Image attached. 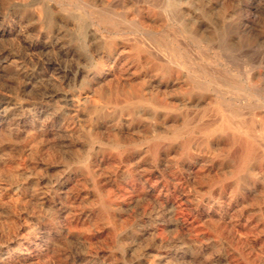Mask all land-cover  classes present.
Wrapping results in <instances>:
<instances>
[{
	"label": "rangeland",
	"instance_id": "374dc122",
	"mask_svg": "<svg viewBox=\"0 0 264 264\" xmlns=\"http://www.w3.org/2000/svg\"><path fill=\"white\" fill-rule=\"evenodd\" d=\"M176 2L0 0V264H264V132L244 122L264 110L251 98L264 100V0ZM205 72L232 86L189 100L187 80ZM243 144L256 153L238 172Z\"/></svg>",
	"mask_w": 264,
	"mask_h": 264
},
{
	"label": "bare ground",
	"instance_id": "6f19581e",
	"mask_svg": "<svg viewBox=\"0 0 264 264\" xmlns=\"http://www.w3.org/2000/svg\"><path fill=\"white\" fill-rule=\"evenodd\" d=\"M195 1V0H194ZM230 1H232V0H230ZM155 2V1H154ZM187 3V2H186ZM256 5V4H255ZM164 6L166 7V8H168V9H170L171 11H175L176 10V8H177V2H176V0H164ZM189 7H190V5H189ZM151 9V8H150ZM249 9V8H248ZM136 10V9H135ZM152 12V11H151ZM254 12V11H253ZM257 12V11H256ZM46 14V13H45ZM44 15V14H43ZM76 15V14H75ZM93 16V15H92ZM173 16V15H172ZM154 17H157V16H154ZM76 18H77V20H79L78 19V17H77V15H76ZM166 18V17H165ZM73 19V18H72ZM149 19V18H148ZM159 19V18H158ZM74 20V19H73ZM86 20V19H85ZM97 20H98V23L101 25V26H106L107 27V29H109V31H116L117 30V22L114 20V18L113 17H110V16H108V15H104V14H102V15H99L98 16V18H97ZM123 20V19H122ZM160 20V19H159ZM44 22V21H43ZM78 22V21H77ZM92 22V21H91ZM135 22V21H134ZM134 22H133V24H134ZM148 22V21H147ZM158 22H160V21H158ZM174 22V21H173ZM74 23H75V21H74ZM80 23V22H79ZM97 23V24H98ZM95 24V23H94ZM123 24H125V23H123ZM146 24V23H145ZM160 24V23H159ZM78 25V24H77ZM122 25V24H121ZM139 25V24H138ZM94 26V25H93ZM127 26V25H126ZM140 26L141 27H145V25L143 24V23H140ZM147 27H148V25H147ZM80 28V27H79ZM89 28V27H88ZM93 28V27H92ZM168 28H170V27H168ZM173 28V26L171 27V29ZM254 28V27H253ZM252 28V29H253ZM82 29V28H81ZM97 29H99V28H97ZM120 29V28H119ZM123 29V28H122ZM131 29H132V27H131ZM138 29H139V26H138ZM141 29V28H140ZM165 29V28H164ZM177 29H178V27H177ZM88 30V29H87ZM100 30V29H99ZM98 30V31H99ZM142 30V29H141ZM163 30V29H162ZM175 30V29H174ZM173 30V31H174ZM107 31V30H106ZM135 31V30H134ZM159 31V30H158ZM176 31H178V30H176ZM175 31V32H176ZM93 32H94V30H93ZM105 32V31H104ZM130 32H132V34L133 33H135V32H133V31H130ZM160 32V31H159ZM158 32V33H159ZM102 33V32H101ZM108 33V32H107ZM115 34H116V32H114ZM137 33V32H136ZM141 33V32H140ZM144 33V32H143ZM151 33V32H150ZM157 33V34H158ZM41 34V33H40ZM81 34V33H80ZM114 34V35H115ZM128 34V33H127ZM155 34V33H154ZM165 34V33H164ZM164 34H162V35H164ZM181 34V33H180ZM241 34V33H240ZM42 35V34H41ZM108 35V34H107ZM106 35V36H107ZM152 35V34H151ZM99 36V35H98ZM109 36V35H108ZM107 36V37H108ZM147 36V35H146ZM159 36V35H158ZM166 36V35H165ZM243 36V35H242ZM40 37V36H39ZM42 37H44V36H42ZM111 37V36H110ZM117 37V36H116ZM148 37H149V35H148ZM157 37V36H156ZM167 37V36H166ZM166 37H165V39H166ZM46 38V37H45ZM85 38V37H84ZM182 38V37H181ZM47 39H48V37H47ZM123 39V38H122ZM128 39V38H127ZM150 39H151V37H150ZM154 39V38H153ZM87 40V39H86ZM114 40H116L115 38H114ZM131 40V39H130ZM155 40V39H154ZM167 40V39H166ZM185 40V39H184ZM46 41V40H45ZM44 41V42H45ZM81 41V40H80ZM91 41V40H90ZM105 41V40H104ZM103 41V42H104ZM125 41V40H124ZM138 41V40H137ZM137 41H136V43H137ZM168 41V40H167ZM192 41L194 42V43H196L197 42V39L195 38V37H193L192 36ZM142 42V41H141ZM160 42V41H159ZM165 42V41H164ZM169 42V41H168ZM167 42V43H168ZM43 43V42H42ZM117 43V42H116ZM158 43V42H157ZM171 43V42H170ZM173 43V42H172ZM186 43V42H185ZM189 43V42H188ZM45 44V43H44ZM104 44V43H103ZM121 44V43H120ZM138 44V43H137ZM43 45V44H42ZM60 45V44H59ZM143 45V44H142ZM186 45V44H185ZM151 46V45H150ZM169 46H171V45H169ZM168 46V47H169ZM204 46V45H203ZM212 46V45H211ZM44 47V46H43ZM159 47V46H158ZM175 47V46H174ZM196 47V46H195ZM54 48V47H53ZM53 48H51V50L53 49ZM144 48V47H143ZM148 48V47H147ZM163 48V47H162ZM170 48V47H169ZM192 48V47H191ZM207 48V47H206ZM205 48V49H206ZM213 48H215V47H213ZM64 49V48H63ZM62 49V50H63ZM124 49V48H123ZM170 49H172V48H170ZM177 49V48H176ZM184 49V48H183ZM200 49V48H199ZM210 49H212L211 47H210ZM48 50V49H47ZM61 50V49H60ZM162 50H164V49H162ZM181 50V49H180ZM195 49H193V51H194ZM58 51V50H57ZM65 51V50H64ZM141 51H143V50H141ZM149 51V50H148ZM159 50L157 49V52H158ZM196 51H198V50H196ZM200 51V50H199ZM208 51H209V49H208ZM119 52V51H118ZM150 52V51H149ZM153 52H154V50H153ZM152 52V54H157V53H153ZM161 52V51H160ZM164 52V51H163ZM178 52V51H177ZM180 52V51H179ZM186 52V51H185ZM205 52V51H204ZM212 52V51H211ZM210 52V53H211ZM59 53H61V52H59ZM112 53H113V50H112ZM148 53V52H147ZM151 53V52H150ZM159 53V52H158ZM165 54H166V52H164ZM200 53V52H199ZM214 53V52H213ZM247 53V52H246ZM103 54V53H102ZM139 54V53H138ZM142 54V53H141ZM171 54V53H170ZM179 54V53H178ZM185 54V53H184ZM195 54V53H194ZM64 55V54H63ZM118 55H119V53H118ZM118 55H116V56H118ZM159 55H160V53H159ZM175 55V54H174ZM180 55V54H179ZM182 55V54H181ZM187 55H188V53H187ZM199 55V54H198ZM206 55V54H205ZM204 54H203V56H205ZM210 55V54H209ZM214 55V54H213ZM70 56V55H69ZM110 56V55H109ZM153 56V55H152ZM161 56V55H160ZM166 56H168V55H166ZM190 56V55H189ZM188 56V57H189ZM192 56V55H191ZM202 56V57H203ZM64 57V56H63ZM71 57H74V56H71ZM141 57V56H140ZM164 57V56H163ZM211 57V56H210ZM216 57V56H215ZM221 57V56H220ZM158 58V57H157ZM160 58V57H159ZM218 58V57H217ZM66 59V58H65ZM68 59V58H67ZM70 59V58H69ZM68 59V60H69ZM164 59V58H163ZM166 59V58H165ZM164 59V60H165ZM172 59V58H171ZM190 59V58H189ZM206 59V58H205ZM211 59V58H210ZM215 59V58H214ZM157 60V59H156ZM163 60V61H164ZM192 60H194V59H192ZM201 60V59H200ZM213 60V59H212ZM65 61V60H64ZM145 61V60H144ZM168 61V60H167ZM177 61V60H176ZM183 61V60H182ZM162 62V61H161ZM190 62V61H189ZM171 63H173V62H171ZM170 63V64H171ZM203 63V62H202ZM223 63V62H222ZM229 63V62H228ZM232 63V62H231ZM235 63V62H234ZM117 64V63H116ZM150 64V63H149ZM148 64V65H149ZM178 64V63H177ZM185 64V63H184ZM191 64V63H190ZM196 64V63H195ZM198 64H200L199 62H198ZM197 64V65H198ZM205 64V63H204ZM208 64V63H207ZM233 64V63H232ZM146 65V64H145ZM167 65H169V63L167 64ZM174 65V64H173ZM188 65V64H187ZM186 65V66H187ZM230 65V64H229ZM236 65V64H235ZM189 66V65H188ZM233 66V65H232ZM164 67V66H163ZM175 67V66H174ZM190 67V66H189ZM192 67H194V66H192ZM192 67H190V71H191V73L193 72H195V69H193ZM240 67V66H239ZM242 67V66H241ZM147 68V67H146ZM139 69V68H138ZM161 69H162V67H161ZM186 69V68H185ZM163 70H165V69H163ZM203 70H205V69H203ZM228 70H230V69H228ZM232 70V69H231ZM236 69H234V71H235ZM174 71H175V69H174ZM227 71V70H226ZM242 71V70H241ZM131 72V71H130ZM162 72V71H161ZM169 72H170V70H169ZM209 72V71H208ZM225 72V71H224ZM79 73V72H78ZM110 73V72H109ZM112 73V72H111ZM166 73L167 72H165L164 73V75H166ZM175 73H177L176 71H175ZM188 73H189V71H188ZM206 73V72H205ZM203 73L204 74V82H202L201 84H198V83H196L193 79H189V80H187V86H188V89L185 91V94L187 95V97L189 98V100H193V99H196L197 98V96L195 95L196 94V92L197 91H199V92H202L200 95H199V97L197 98V99H200V100H202V102H203V100H205L204 99V93L203 92H205V91H207V89H209L210 87H213L214 85H220V87H221V85L223 86V87H225L226 89H228V88H230L231 86H232V84H230V82H227V80H222V78L221 77H218V76H215V75H213V72H211L212 74H208V73ZM210 73V72H209ZM247 73V72H246ZM81 74H82V72H81ZM174 74V73H173ZM173 74H172V76H173ZM187 74V73H186ZM202 74V75H203ZM228 74V73H227ZM80 75V74H79ZM85 75V74H84ZM83 75V76H84ZM101 75H104V74H101ZM247 75H249V74H247ZM89 76H90V74H89ZM187 76V75H186ZM222 76H224V75H222ZM230 76V75H229ZM36 77V76H35ZM41 77V76H40ZM82 77V76H81ZM114 77V76H113ZM225 77V76H224ZM223 77V78H224ZM240 77H242V76H240ZM122 78V77H121ZM193 78V77H192ZM201 78V77H200ZM235 78V77H234ZM233 78V79H234ZM44 79V78H43ZM145 79V78H144ZM199 79V78H198ZM82 80V79H81ZM92 80V79H91ZM197 80V79H196ZM200 80V79H199ZM229 80V79H228ZM235 80V79H234ZM237 80V79H236ZM34 81H36V80H34ZM126 81V80H125ZM233 81V80H232ZM28 82V81H27ZM40 82H41V80H40ZM236 82V81H235ZM85 83V82H84ZM135 83V82H134ZM185 83V82H184ZM37 84V83H36ZM123 84V83H122ZM156 84V83H155ZM154 84V85H155ZM180 84V83H179ZM82 85V84H81ZM100 85H102V83L100 84ZM127 85V84H126ZM135 86V85H134ZM153 86V85H152ZM252 86V85H251ZM162 87V86H161ZM237 86H235V87H232V88H236ZM250 87V86H249ZM49 88V87H48ZM96 88V87H95ZM167 88V87H166ZM237 88H241V87H237ZM177 89V88H176ZM175 89V90H176ZM45 90V89H44ZM166 90V89H165ZM248 90V89H247ZM41 91V90H40ZM46 91V90H45ZM51 91H53V90H51ZM50 91V92H51ZM144 91V90H143ZM162 91V90H161ZM167 91H168V89H167ZM170 91V90H169ZM210 91V90H209ZM35 92V91H34ZM42 92V91H41ZM151 92V91H150ZM183 92V91H182ZM220 92V91H219ZM231 92V91H230ZM55 93V92H54ZM86 93V92H85ZM173 93V92H172ZM209 93V92H208ZM238 93V92H237ZM169 94V93H168ZM216 94V93H215ZM37 95H38V93H37ZM39 95H41V94H39ZM38 95V96H39ZM46 95V94H45ZM67 95V94H66ZM85 95V94H84ZM185 95V96H186ZM220 95H222V94H220ZM236 95V94H235ZM246 95V94H245ZM257 96V97H259V98H261L262 100H261V102H262V104L264 105V100H263V98H262V96L259 94V93H256V92H254L253 94H251V98L253 97V96ZM44 96V95H43ZM48 96V95H47ZM70 96V95H69ZM44 97H46V96H44ZM52 97V96H51ZM54 97V96H53ZM55 97H56V95H55ZM82 97H84L83 95H82ZM141 97H142V95H141ZM179 97V96H178ZM187 97H185V99L187 98ZM209 97V96H208ZM210 97H213V96H210ZM220 97V96H219ZM242 98H243V96H241ZM250 97V96H249ZM57 98V97H56ZM180 98V97H179ZM187 98V99H188ZM207 98V97H206ZM232 98V97H231ZM230 98V99H231ZM247 98V97H246ZM45 99V98H44ZM55 99V98H54ZM62 99V98H61ZM64 99V98H63ZM118 99V98H117ZM116 99V100H117ZM120 99V98H119ZM125 99V98H124ZM174 99V98H173ZM176 99V98H175ZM213 99H215V98H213ZM212 99V100H213ZM253 99V98H252ZM256 99V98H255ZM258 99V98H257ZM59 100V99H58ZM83 100V99H82ZM122 100V99H121ZM154 100V99H153ZM222 100V99H221ZM221 100H220V103H221ZM68 101V100H67ZM80 101V100H79ZM109 101V100H108ZM130 101V100H129ZM142 101H143V99L142 98H138V101L137 102H135V103H137V104H141L142 103ZM170 101V100H169ZM175 101V100H174ZM176 101H178V100H176ZM184 101H186V100H184ZM206 101V100H205ZM209 101V100H208ZM258 101V100H257ZM69 102V101H68ZM68 102H67V104H68ZM112 102H114V101H112ZM171 102V101H170ZM182 102V101H181ZM181 102H180V104H181ZM214 102V101H213ZM108 103V102H107ZM117 103V102H116ZM122 103H124V101L122 102ZM121 103V104H122ZM172 103H174V102H172ZM189 103V102H188ZM199 103V102H198ZM207 102H205V104H206ZM250 103V102H249ZM63 105H64V103H62ZM81 104V103H80ZM103 104V103H102ZM110 104H112V103H110ZM115 104V103H114ZM175 104H177V103H175ZM185 104H187V103H185ZM211 104H212V102H211ZM261 104V103H260ZM113 105V104H112ZM132 105V104H131ZM134 105H136V104H134ZM167 104H166V102L165 101H162V106L163 107H165ZM184 105V104H183ZM191 105V104H190ZM198 105H200V104H198ZM203 105H204V103H203ZM209 105V104H208ZM217 105V104H216ZM74 106V105H73ZM83 106V105H82ZM81 106V107H82ZM101 106V105H100ZM119 106V105H118ZM187 106V105H186ZM214 106V105H213ZM227 106V105H226ZM242 106H246V103H242L241 104V107ZM10 107V106H9ZM46 107H48V106H46ZM78 107V106H77ZM77 107H75V108H77ZM123 107V106H122ZM121 107V108H122ZM127 107V106H126ZM189 107V106H188ZM198 107V106H197ZM206 107V106H205ZM251 107V106H250ZM264 107V106H263ZM64 108V107H63ZM74 108V107H73ZM83 108H84V106H83ZM142 108V107H141ZM186 108V107H185ZM204 108V107H203ZM247 108V107H246ZM70 109V108H69ZM85 109V108H84ZM98 110H99V108H97ZM109 109V108H108ZM111 109V108H110ZM114 109V108H113ZM112 109V110H113ZM177 109V108H176ZM190 109V108H189ZM232 109V108H231ZM243 109V108H242ZM44 110V109H43ZM71 110V109H70ZM77 110V109H76ZM81 110V109H80ZM89 110V109H88ZM91 110V109H90ZM95 110V109H94ZM94 110H93V112H94ZM127 110V112L129 113L128 115L130 116V115H132V117L133 116H137V117H139L141 114H140V112H139V110H138V107L137 106H132V107H129V108H127L126 109ZM144 110V109H143ZM185 110V109H184ZM187 110V109H186ZM185 110V111H186ZM215 110V109H214ZM241 110V109H240ZM247 110V109H246ZM75 111V110H74ZM79 111V110H78ZM125 111V110H124ZM142 111V110H141ZM229 111V110H228ZM68 112V111H67ZM97 112V111H96ZM101 111H99V113H100ZM116 112V111H115ZM143 112V111H142ZM208 112H210V110L208 111ZM216 112V111H215ZM218 112V111H217ZM236 112V111H235ZM8 113V112H7ZM83 113V112H82ZM85 113V112H84ZM95 113V112H94ZM118 113V112H117ZM186 113V112H185ZM202 113V112H201ZM213 113V112H212ZM60 114V113H59ZM77 114V113H76ZM75 114V115H76ZM113 114H115V113H113ZM170 114V113H169ZM182 114V113H181ZM190 114V113H189ZM239 114V113H238ZM244 114V113H243ZM243 114H240L241 116L243 115ZM81 115V114H80ZM80 115H78V116H80ZM83 115V114H82ZM97 115V114H96ZM111 115V114H110ZM116 115V114H115ZM151 115V114H150ZM160 115V114H159ZM171 115V114H170ZM177 115V114H176ZM192 116H193V114H191ZM199 115V114H198ZM204 115V114H203ZM210 115H211V113H210ZM213 115L214 114H212V117H213ZM247 115H248V119L247 118H244V122H246V124H248L249 126H250V128H249V132H250V134H252V135H255L254 136V139H257L258 137H262V136H260V133H262V132H264V110H262V111H260V109H259V111H251V112H248L247 113ZM85 116H88V115H85ZM168 116V115H167ZM183 116V115H182ZM189 116V115H188ZM191 116V117H192ZM217 116V115H216ZM216 116H215V118H216ZM225 116H227V115H225ZM14 117V116H13ZM40 117V116H39ZM73 117V116H72ZM75 117V116H74ZM190 117V116H189ZM205 117H209L208 115L207 116H205ZM204 117V118H205ZM219 117V116H218ZM217 117V118H218ZM232 117H234V116H232ZM4 118V117H3ZM87 118V117H86ZM141 118V117H140ZM149 118H151V117H149ZM160 118V117H159ZM167 118V117H166ZM165 118V119H166ZM214 118V117H213ZM228 119H229V117H227ZM58 119V118H57ZM59 119H60V117H59ZM71 119V118H70ZM82 119V118H81ZM90 119V118H89ZM96 118H94L93 120H95ZM113 119V118H112ZM176 119V118H175ZM180 119V118H179ZM197 119V118H196ZM211 120H213L212 118H210ZM209 119V120H210ZM224 119V118H223ZM62 120V119H61ZM67 120H68V118H67ZM84 120V119H83ZM99 120V119H98ZM111 120V119H110ZM149 120V119H148ZM157 120V119H156ZM181 120V119H180ZM209 120H207L208 122H210ZM215 120V119H214ZM237 120H239V119H237ZM85 121V120H84ZM87 121V120H86ZM92 121V120H91ZM112 121V120H111ZM123 121V120H122ZM136 120H134V122H135ZM162 121V123L164 124V121L163 120H161ZM169 121V120H168ZM219 121H220V118H219ZM227 121V120H226ZM240 121V120H239ZM42 122V121H41ZM77 122V124H78V121H76ZM83 122V121H82ZM99 122V121H98ZM127 122V121H126ZM195 121H193V123H194ZM202 122H204V121H202ZM217 122V121H216ZM229 122V121H228ZM89 123V122H88ZM210 123H212V124H216L215 123V121H214V123L213 122H210ZM233 123H236L235 121L233 122ZM76 124V123H75ZM91 124V123H90ZM97 124H99V123H97ZM125 124V123H124ZM132 124V123H131ZM158 124V123H157ZM173 124V123H172ZM179 124V123H178ZM205 124H207V123H205ZM227 124V123H226ZM5 125V124H4ZM3 125V126H4ZM119 125V124H118ZM154 125V124H153ZM168 125V124H167ZM171 125V124H170ZM175 125V124H174ZM181 125V124H180ZM208 125V124H207ZM43 126V125H42ZM85 126V125H84ZM83 126V127H84ZM90 126V125H89ZM92 126H93V123H92ZM91 126V127H92ZM100 126V125H99ZM120 126V125H119ZM129 126H130V124H129ZM129 126H127V127H129ZM134 126V125H133ZM172 126V125H171ZM191 126V125H190ZM205 127H206V125H204ZM211 126H213V125H211ZM244 126H246V125H244ZM243 126V127H244ZM201 126H199L198 128H200ZM207 127H209V126H207ZM222 127H223V125H222ZM225 127V126H224ZM67 128V127H66ZM86 128H88V127H86ZM120 128V127H119ZM132 128V127H131ZM134 128V127H133ZM132 128V129H133ZM194 128V127H193ZM203 128V127H202ZM213 128V127H212ZM226 128H227V125H226ZM225 128V129H226ZM228 128H230V127H228ZM242 128V127H241ZM145 129H147V128H145ZM151 129V128H150ZM154 129V128H153ZM161 129H162V127H161ZM177 129V128H176ZM186 129V128H185ZM191 129H192V127H191ZM237 129V128H236ZM244 129V128H243ZM247 129V128H246ZM93 130V129H92ZM128 130V129H127ZM126 130V131H127ZM130 130V129H129ZM152 130V129H151ZM159 130V129H158ZM208 130V129H207ZM206 130V131H207ZM226 130H230V129H226ZM233 130V129H232ZM231 130V131H232ZM97 131V130H96ZM102 131H103V128H102ZM136 131V130H135ZM150 131V130H149ZM155 131V130H154ZM204 131V130H203ZM202 131V132H203ZM234 131V130H233ZM31 132H34V129H33V131H31ZM74 132V131H73ZM72 132V133H73ZM134 132V131H133ZM139 132V131H138ZM151 132V131H150ZM172 132V131H171ZM200 132V131H199ZM201 132V133H202ZM228 132V131H227ZM235 132V131H234ZM243 132V131H242ZM39 133V132H38ZM222 133V132H221ZM28 134V133H27ZM31 134H33V133H31ZM30 134V135H31ZM151 134H153V133H151ZM156 134V133H155ZM154 134V135H155ZM170 134V133H169ZM197 134V133H196ZM195 134V135H196ZM207 134V133H206ZM29 135V134H28ZM41 135H42V133H41ZM123 135H125V134H123ZM143 135H145L144 133H143ZM147 135V134H146ZM180 132L179 131H174L173 133H172V135H171V137H169L170 139H173V140H175V139H178L179 137H180ZM189 135V134H188ZM200 135V134H199ZM224 135V134H223ZM237 135V134H236ZM27 136V135H26ZM102 136V135H101ZM185 136V135H184ZM194 136V135H193ZM205 136V135H204ZM212 136V135H211ZM221 136V135H220ZM232 136H233V134H232ZM231 136V137H232ZM28 137H31V136H28ZM28 137H27V139H28ZM39 137V136H38ZM104 137V136H103ZM109 137V136H108ZM126 137H128V136H126ZM153 137V136H152ZM151 137V138H152ZM219 137V136H218ZM217 137V138H218ZM222 137V136H221ZM230 137V138H231ZM241 137V136H240ZM193 138V137H192ZM194 138H195V136H194ZM197 138V137H196ZM198 138H200V137H198ZM209 138H210V136H209ZM42 139V138H41ZM227 139V138H226ZM229 139V138H228ZM233 139V138H232ZM236 139V138H235ZM240 139V138H239ZM26 140V139H25ZM144 140V139H143ZM148 140V139H147ZM164 140V139H163ZM193 140V139H192ZM197 140V139H196ZM216 140V139H215ZM231 140V139H230ZM237 140H238V138H237ZM258 140V139H257ZM257 140H255V141H257ZM31 141H33V140H30V142ZM41 141V140H40ZM129 141H131V140H129ZM171 141V140H170ZM191 141V140H190ZM228 141V140H227ZM240 141V140H239ZM251 141V140H250ZM143 142V141H142ZM152 142V141H151ZM150 142V143H151ZM168 142V141H167ZM184 142V141H183ZM192 142V141H191ZM210 142V141H209ZM257 142H260V141H257ZM91 143V142H90ZM103 143H105V142H103ZM124 143V142H123ZM126 143H128V142H126ZM131 143V142H130ZM146 143V142H145ZM199 143V142H198ZM208 143V142H207ZM230 143V142H229ZM29 144V143H28ZM110 144V143H109ZM165 144V143H164ZM213 144H214V142H213ZM212 144V145H213ZM221 144H223V143H221ZM220 144V145H221ZM230 144H234V142L233 143H230ZM32 145V144H31ZM33 145H34V142H33ZM113 145V144H112ZM116 145V144H115ZM121 145V144H120ZM128 145V144H127ZM133 145V144H132ZM170 145H172V144H170ZM194 145H197V144H194ZM207 145V144H206ZM109 146V145H108ZM119 146V145H118ZM138 146V145H137ZM190 146H192V144L190 143ZM216 146V145H215ZM219 146V145H218ZM223 146V145H222ZM232 146V145H231ZM230 146V147H231ZM237 146V145H236ZM21 147V146H20ZM86 147H88V146H86ZM85 147V148H86ZM97 147V146H96ZM112 147V146H111ZM114 147V146H113ZM120 147H122V146H120ZM124 147V146H123ZM186 147V144L184 145V148ZM196 147V146H195ZM197 147H199L198 145H197ZM203 147H205V146H203ZM203 147H202V149H203ZM258 147V146H257ZM262 147V146H261ZM264 147V146H263ZM84 148V149H85ZM128 148V147H127ZM169 148V147H168ZM171 148V147H170ZM190 148V147H189ZM191 148H193V147H191ZM209 148V147H208ZM233 148V147H232ZM260 148V147H259ZM83 149V148H82ZM83 149V150H84ZM88 149V148H87ZM93 149V148H92ZM91 149V150H92ZM103 149H105V148H103ZM112 149V148H111ZM131 149V148H130ZM166 149V148H165ZM200 149V148H199ZM230 149V148H229ZM228 149V150H229ZM236 149V148H235ZM96 150V149H95ZM134 150V149H133ZM140 150V149H139ZM157 150H158V143H154L153 144V146H152V151L153 152H157ZM175 150V149H174ZM228 150H227V152H228ZM260 150V149H259ZM103 150H101V152H102ZM105 151V150H104ZM124 151V150H123ZM165 151V150H164ZM177 151V150H176ZM192 151V150H191ZM199 151V150H198ZM29 152V151H28ZM91 152V151H90ZM89 152V153H90ZM96 152V151H95ZM108 152V151H107ZM111 152V151H110ZM109 152V153H110ZM120 152V151H119ZM127 152V151H126ZM125 152V153H126ZM128 152H130V151H128ZM133 152V151H132ZM141 152V151H140ZM161 152V151H160ZM188 152V151H187ZM194 152V151H193ZM192 152V153H193ZM201 152H203V151H201ZM223 152V151H222ZM226 152V153H227ZM259 152V151H258ZM88 153V154H89ZM149 153V152H148ZM197 153V152H196ZM224 153V152H223ZM236 153V152H235ZM238 153V152H237ZM254 153H256L255 152V149H254V147H253V145H251V144H243V149H242V152L239 154V164H238V166H237V171L238 172H240V171H244L245 169H248L247 168V166H248V164L251 162V160L253 159V157H254ZM86 154V153H85ZM98 154V153H97ZM129 154V153H128ZM137 154V153H136ZM139 154V153H138ZM188 154V153H187ZM198 154V153H197ZM259 153H257V155H258ZM261 154V153H260ZM116 155V154H115ZM114 155V156H115ZM159 155V154H158ZM163 155V154H162ZM171 155V154H170ZM177 155V154H176ZM191 155V154H190ZM190 155H189V157H190ZM193 155V154H192ZM196 155V154H195ZM199 155H201V154H199ZM236 155H238V154H236ZM125 156V158H126V155H124ZM133 156V155H132ZM135 156H137V155H135ZM146 156H148L147 155V151H146ZM156 156V155H155ZM164 156H165V154H164ZM172 156V155H171ZM217 156V155H216ZM224 156H225V154H224ZM89 157V156H88ZM94 157H95V155H94ZM93 157V158H94ZM140 157V156H139ZM158 157V156H157ZM173 157H174V155H173ZM176 157V156H175ZM183 157V156H182ZM200 157V156H199ZM90 158H91V156H90ZM100 158H101V156H100ZM121 158V157H120ZM119 158V159H120ZM141 158H143L142 157V154H141ZM148 158V157H147ZM150 158V157H149ZM168 158V157H167ZM196 158H198V157H196ZM233 158V157H232ZM258 158H260V156L258 157ZM118 159V160H119ZM169 159V158H168ZM185 159V158H184ZM190 159V158H189ZM236 159V158H235ZM83 160V159H82ZM92 160V159H91ZM154 160V159H153ZM187 160H188V156H187ZM199 160V159H198ZM261 160V159H260ZM259 160V161H260ZM112 161V160H111ZM133 161V160H132ZM135 161H136V159H135ZM155 161V160H154ZM176 161V160H175ZM189 161V160H188ZM211 161H213V160H211ZM227 161V160H226ZM233 161V160H232ZM115 162V161H114ZM180 162V161H179ZM183 162V161H182ZM195 162V161H194ZM210 162V161H209ZM222 162V161H221ZM224 162V161H223ZM254 162V161H253ZM121 163V162H120ZM131 163V162H130ZM154 163V162H153ZM158 163V162H157ZM160 163V162H159ZM175 163V162H174ZM184 163V162H183ZM170 164V163H169ZM187 164V163H186ZM220 164V163H219ZM99 165V164H98ZM117 165V164H116ZM125 165V164H124ZM146 165V164H145ZM157 165V164H156ZM166 165H168V163L166 164ZM174 165V164H173ZM179 165V164H178ZM210 165H212V164H210ZM236 165V164H235ZM165 166V165H164ZM172 166V165H171ZM171 166H169V167H171ZM186 166V165H185ZM197 166V165H196ZM264 166V165H263ZM120 167V166H119ZM123 167V166H122ZM155 167V166H154ZM180 167V166H179ZM184 167V166H183ZM190 167V166H189ZM209 167V166H208ZM211 167H214V166H211ZM233 167V166H232ZM90 168V167H89ZM103 168H104V166H103ZM172 168V167H171ZM182 168V167H181ZM143 169V168H142ZM164 169V168H163ZM185 169V168H184ZM197 169V168H196ZM208 169V168H207ZM213 169V168H212ZM223 169V168H222ZM232 169V168H231ZM252 169H254V168H252ZM95 170V169H94ZM121 170V169H120ZM139 170H141L140 168H139ZM146 170V169H145ZM156 170V169H155ZM172 170V169H171ZM175 170V169H174ZM192 170V169H191ZM210 170V169H209ZM92 171V170H91ZM158 171V170H157ZM252 171H254V170H252ZM82 172V171H81ZM86 172H88V171H86ZM93 172V171H92ZM126 172V171H125ZM144 172V171H143ZM154 172V171H153ZM184 172V171H183ZM208 172V171H207ZM212 172V171H211ZM89 173V172H88ZM140 173V172H139ZM157 173V172H156ZM232 173H233V170H232ZM177 174V173H176ZM236 174V173H235ZM174 175V174H173ZM178 175V174H177ZM229 175V174H228ZM191 176V175H190ZM233 176V175H232ZM249 176V175H248ZM171 177V176H170ZM238 177H239V175H238ZM259 177V176H258ZM63 178V177H62ZM79 178V177H78ZM84 178V177H83ZM91 178V177H90ZM97 178V177H96ZM95 178V179H96ZM187 178V177H186ZM255 178V177H254ZM260 178V177H259ZM29 179V178H28ZM109 179V178H108ZM142 179V178H141ZM158 179V178H157ZM235 179V178H234ZM43 180V179H42ZM60 180V179H59ZM58 180V181H59ZM92 180V179H91ZM155 180V179H154ZM172 180V179H171ZM262 180V179H261ZM28 181V180H27ZM105 181V180H104ZM110 181V180H109ZM112 181V180H111ZM155 181H157V180H155ZM161 181V180H160ZM235 181V180H234ZM239 181V180H238ZM54 182V181H53ZM106 182H108V181H106ZM105 182V183H106ZM159 182V181H158ZM180 182V181H179ZM160 183V182H159ZM158 183V184H159ZM174 183V182H173ZM172 183V184H173ZM220 183H221V181H220ZM230 183V182H229ZM239 182H237V184H238ZM142 184V183H141ZM154 184V183H153ZM246 184V183H245ZM255 184V183H254ZM259 184V183H258ZM22 185V184H21ZM20 185V186H21ZM25 185V184H24ZM33 185V184H32ZM39 185H41L40 183H39ZM49 185H51V184H49ZM52 185H53V183H52ZM219 185V184H218ZM223 185V184H222ZM236 185V184H235ZM27 186V185H26ZM38 186V185H37ZM59 186V185H58ZM163 186V185H162ZM220 186V185H219ZM245 186V185H244ZM34 187V186H33ZM39 187V186H38ZM54 187V186H53ZM241 187V186H240ZM243 187V186H242ZM21 188V187H20ZM26 188H29V186L28 187H26ZM31 188V187H30ZM30 188L28 189V190H30ZM37 188V187H36ZM61 188H63V187H61ZM66 188V187H65ZM94 188H95V186H94ZM97 188V187H96ZM24 189V188H23ZM151 189V188H150ZM170 189V188H169ZM239 189H241V188H239ZM22 190V189H21ZM31 190H32V188H31ZM34 190V189H33ZM37 190V189H36ZM40 190V189H39ZM43 190V189H42ZM97 190V189H96ZM158 190V189H157ZM229 190V189H228ZM227 190V191H228ZM41 191V190H40ZM62 191V190H61ZM95 191V190H94ZM100 191H101V189H100ZM151 191V190H150ZM165 191V190H164ZM231 191V190H230ZM21 192V191H20ZM34 192V191H33ZM51 192V191H50ZM97 192V191H96ZM229 192V191H228ZM237 192V191H236ZM61 193V192H60ZM134 194V193H133ZM132 194V195H133ZM171 194V193H170ZM25 195V194H24ZM34 195V194H33ZM32 195V196H33ZM61 195V194H60ZM117 195V194H116ZM169 195V194H168ZM50 196V195H49ZM66 196V195H65ZM106 196V195H105ZM174 196V195H173ZM25 197V196H24ZM38 197V196H37ZM52 197V196H51ZM100 197V196H99ZM136 197V196H135ZM138 197V196H137ZM252 197V196H251ZM23 198V197H22ZM160 198V197H159ZM158 198V199H159ZM45 199V198H44ZM106 199H107V197H106ZM137 199V198H136ZM179 199V198H178ZM232 199V198H231ZM25 200V199H24ZM47 200V199H46ZM48 200H49V198H48ZM56 200V199H55ZM104 200V199H103ZM161 200V199H160ZM211 200V199H210ZM219 200V199H218ZM159 201V200H158ZM164 201V200H163ZM162 201V202H163ZM166 201V200H165ZM169 201V200H168ZM108 202V201H107ZM157 202V201H156ZM161 202V203H162ZM213 202V201H212ZM96 203V202H95ZM108 203H110V202H108ZM164 203V202H163ZM209 203V202H208ZM214 203V202H213ZM102 204V203H101ZM111 204V203H110ZM219 204V203H218ZM252 204V203H251ZM103 205V204H102ZM101 205V206H102ZM158 205V204H157ZM165 205V204H164ZM172 205V204H171ZM214 205V204H213ZM105 206H106V204H105ZM231 206V205H230ZM236 206V205H235ZM41 207H42V203H41ZM103 207V206H102ZM110 207V206H109ZM112 207V206H111ZM237 207V206H236ZM263 207V206H262ZM50 208V207H49ZM79 208H81V207H78V209ZM91 208V207H90ZM92 208H93V206H92ZM171 208V207H170ZM169 208V209H170ZM186 208H188V207H186ZM192 208V207H191ZM108 209V208H107ZM111 209V208H110ZM256 209H258V208H256ZM262 209V208H261ZM264 209V208H263ZM69 210V209H68ZM104 210V209H103ZM51 211H52V209H51ZM111 211V210H110ZM119 211V210H118ZM227 211V210H226ZM55 212V211H54ZM106 212H107V210H106ZM117 212V211H116ZM230 212V211H229ZM259 212V211H258ZM86 213V212H85ZM112 213V212H111ZM110 213V214H111ZM87 214V213H86ZM254 214H257V213H254ZM80 215V214H79ZM260 215H261V213H260ZM259 216V215H258ZM89 217V216H88ZM110 217V216H109ZM114 217H115V215H114ZM46 218V217H45ZM65 218V217H64ZM102 219V218H101ZM108 218H106V220H107ZM240 219V218H239ZM48 220V219H47ZM104 220H105V218H104ZM105 220V222H108V221H106ZM64 221V220H63ZM78 221H79V219H78ZM97 221V220H96ZM55 222H57V221H55ZM73 222V221H72ZM77 222V221H76ZM101 222V221H100ZM99 222V223H100ZM236 222V221H235ZM241 222V221H240ZM89 223V222H88ZM93 223V222H92ZM96 223V222H95ZM103 223V222H102ZM108 224V223H107ZM177 224V223H176ZM234 224V223H233ZM105 225V224H104ZM64 226V225H63ZM70 226V225H69ZM80 226H82V228H83V225L81 224ZM106 226V225H105ZM73 227V226H72ZM86 227V226H85ZM71 228V227H70ZM109 228V227H108ZM195 228V227H194ZM65 233V232H64ZM134 236V235H133ZM259 238V237H258ZM257 238V239H258ZM161 240V239H160ZM215 243V242H214ZM227 257V256H226ZM260 263V262H259ZM258 263V264H259Z\"/></svg>",
	"mask_w": 264,
	"mask_h": 264
}]
</instances>
